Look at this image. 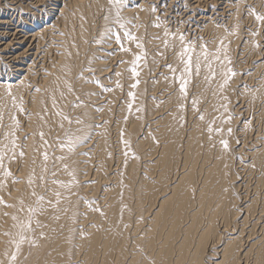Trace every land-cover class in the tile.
I'll list each match as a JSON object with an SVG mask.
<instances>
[{
  "label": "bare ground",
  "instance_id": "6f19581e",
  "mask_svg": "<svg viewBox=\"0 0 264 264\" xmlns=\"http://www.w3.org/2000/svg\"><path fill=\"white\" fill-rule=\"evenodd\" d=\"M50 1L0 0V264H264V0Z\"/></svg>",
  "mask_w": 264,
  "mask_h": 264
},
{
  "label": "rangeland",
  "instance_id": "374dc122",
  "mask_svg": "<svg viewBox=\"0 0 264 264\" xmlns=\"http://www.w3.org/2000/svg\"><path fill=\"white\" fill-rule=\"evenodd\" d=\"M170 0H163L162 2H165V5H167ZM173 1V0H171ZM197 1V3H195ZM50 2V5H53L55 4L54 2H51L50 0H47L46 3H49ZM182 1L180 0L175 2V5L174 6H170L169 10L167 9V11H169L170 13L166 15V19L168 22L170 21H173L172 23H174V21L176 22L177 19H179V21H183L184 18H182L183 16L186 18V17H190V21L188 20V22H184L186 25V28H189L190 25H191V29H194L196 28L195 26H199L200 25V17H202V15L204 14L205 16H210V15H213L214 12H218L220 10H222L225 5L229 2L228 0H217V2H213L212 0H183V2L181 3ZM213 2V3H212ZM167 3V4H166ZM200 3V4H199ZM211 3L213 5H211ZM217 4L216 6H214L215 4ZM219 4V5H218ZM51 7V6H50ZM173 7V8H172ZM194 7V9H193ZM49 8V6H48ZM192 9V10H191ZM226 9V8H225ZM171 10V11H170ZM189 10V11H188ZM25 11V10H24ZM16 11V16L17 14H21V13H25L23 14L24 18L28 17V14H26L27 11ZM192 11V12H191ZM172 12V13H171ZM11 13H14V11L10 12V15ZM200 14V15H199ZM13 15V14H12ZM176 15V16H175ZM173 16V17H172ZM181 16V17H180ZM171 17V18H170ZM180 17V18H179ZM175 18V19H174ZM177 18V19H176ZM5 19V18H4ZM18 19V18H17ZM24 19H18L17 22L20 23H23ZM43 20V19H42ZM16 21V19H15ZM17 22H12L11 26H9L8 28L12 29L13 26L17 23ZM42 23V21L40 22ZM190 23V25L188 26V24ZM202 25V23H201ZM193 27V28H192ZM28 46V45H27ZM25 48V45L23 46V49ZM31 54V56L29 57V60H34L35 56L34 53H35V50L32 48V51L29 52ZM2 59V60H1ZM5 63V65H3ZM29 63V62H27ZM7 65H10L8 60L6 58H3L2 56H0V76H7L10 71H9V68L7 67ZM3 66V67H2ZM5 67V68H4ZM3 68V69H2ZM7 72V73H6Z\"/></svg>",
  "mask_w": 264,
  "mask_h": 264
},
{
  "label": "snow or ice",
  "instance_id": "6c2138e0",
  "mask_svg": "<svg viewBox=\"0 0 264 264\" xmlns=\"http://www.w3.org/2000/svg\"><path fill=\"white\" fill-rule=\"evenodd\" d=\"M109 2L110 3H112L113 2V0H109ZM258 19H260V20H264V17H258ZM158 26V25H157ZM130 35V34H129ZM179 40L180 41H183L184 40V36H183V34H180L179 35ZM117 39H119V37H117ZM205 48H206V45H205ZM185 51H187V49H185ZM187 65H188V70H190L191 69V65H192V58H191V56H189L188 57V60H187ZM169 67H171V66H169ZM198 67H199V65H198V63H197V71H198ZM230 72H231V70H229ZM232 75H235V73L233 72V73H231ZM181 92H185V88L184 87H182L181 88ZM202 118V117H201ZM64 119H69L68 117H64ZM78 123H79V121H77ZM69 123H71V121L69 120ZM210 131H211V129H209ZM231 130L229 129V132H230ZM158 142V141H157ZM221 143H222V145H223V147L225 148V149H228V142L226 141V140H222L221 141ZM21 155H23V153H21ZM45 159H47V156H46V154H45ZM0 166H2V164H0ZM8 174L10 175L11 173H10V171L8 172ZM35 194V193H34ZM58 195V194H57ZM41 199H42V197H41ZM15 219V218H14ZM12 259L13 260H15V256H13L12 257Z\"/></svg>",
  "mask_w": 264,
  "mask_h": 264
}]
</instances>
